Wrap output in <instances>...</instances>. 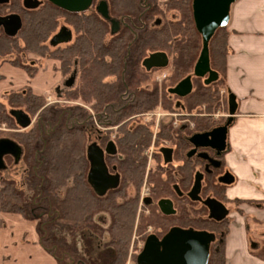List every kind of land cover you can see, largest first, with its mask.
<instances>
[{
	"label": "trees",
	"instance_id": "obj_1",
	"mask_svg": "<svg viewBox=\"0 0 264 264\" xmlns=\"http://www.w3.org/2000/svg\"><path fill=\"white\" fill-rule=\"evenodd\" d=\"M105 1L112 15L130 19L129 28L142 27L145 22V27L136 30L135 40L131 29H125L123 33L127 36H119V42L112 37L106 42L108 25L93 7L85 12L69 13L44 0L37 9H21L23 26L16 37H0V55L16 50L58 60L62 76L71 71L77 60L78 85L66 91L64 99L92 103L95 113L106 108L110 116L109 122L105 124H118L132 114L154 109L159 101L157 90L140 89L134 104L120 109V94L125 89L121 76L123 74L127 82L134 73L128 59L124 70L125 60L122 57L127 53V42L133 40L135 51L145 45L150 50L161 49L172 54L171 78L174 84L192 73L201 50V36L194 25L192 0H164V10H176L181 18L177 22H167L157 27H153L152 20L155 15L162 14L159 0ZM14 2L18 4V0ZM60 20L72 28L74 41L66 46L50 47L46 42L58 28ZM228 34L225 26L218 28L211 37L208 43L209 62L218 78L210 84H203L200 78H192L193 91L182 99L187 111L203 105L207 113H214L221 104L225 105L226 101L220 99L219 91L221 88L227 90L226 60L230 53ZM19 42L23 43L22 48ZM14 64L25 69L30 77L37 71V68L26 64ZM109 77L116 79L108 80ZM3 98L9 108L24 109L30 116L39 113L40 126L30 131L19 130L14 134L13 139L23 148L24 184L28 192L19 191L12 181L0 179V212L16 213L27 220H35L39 244L57 264H126L145 166L143 151L151 138L150 126L139 124L131 131L126 124L119 128L118 147L124 156L123 181L125 184L134 182L137 192H133L132 196L118 191L97 196L86 182L85 145L88 134L84 125L91 124V116L83 113L82 108L45 106V97L33 94L28 88L6 93ZM163 105L167 110L173 108V102L166 98L163 99ZM8 111L0 100V124L15 128L17 125ZM219 122L221 120L208 117L196 118V130H206ZM51 127L54 130L48 133L47 128ZM162 140L170 141L175 147L177 159L182 162L179 171L183 183L188 184L192 165L184 158L187 143L177 131L167 127L158 134L157 142ZM69 179L72 180L71 185H67ZM210 187L212 194L221 202L228 201L221 187ZM124 195L121 202L117 201L119 196ZM243 202L252 204L239 199L234 201L237 206ZM257 205L264 208V202ZM100 211L107 212L110 217L109 225L103 230L94 221V216ZM206 214V208L202 205L201 208L196 203L189 207L183 206L179 214L166 217L163 233L173 225L208 231L215 239L210 245L207 264H226L225 238L229 233L230 219L225 217L221 221H214ZM251 221L264 224L254 217ZM146 225H141L139 231ZM103 232L108 237L99 248L96 234ZM261 235L264 236V231ZM68 236L72 239L70 244ZM77 237L80 238L78 245ZM261 242L264 259V237ZM132 264H136L135 256Z\"/></svg>",
	"mask_w": 264,
	"mask_h": 264
},
{
	"label": "flooded vegetation",
	"instance_id": "obj_2",
	"mask_svg": "<svg viewBox=\"0 0 264 264\" xmlns=\"http://www.w3.org/2000/svg\"><path fill=\"white\" fill-rule=\"evenodd\" d=\"M38 1L41 2V4L38 6L40 7L44 0H38ZM95 4L94 6L92 5L94 11H95ZM37 8H34V9H37ZM21 9L34 10V9L25 8L23 5V0H18V4L15 3L14 0H9L7 3L0 4V17L17 15L20 17V20H21V27L17 30V32L13 36L7 35L3 27L0 26V37L18 36L23 26ZM95 13L97 14L96 11ZM109 14H110V17L114 20L115 32L113 33L111 32L112 25L108 23L107 21L103 20L98 14L97 15L103 21H105L107 25L109 26V35L112 36V38L115 39L116 42L117 41L119 42V36H127V35H124L123 30L131 29L129 28L131 24L130 19L127 17L119 18L118 16L112 15L110 11H109ZM161 24H162V20L160 18L155 19L152 23L153 27L160 26ZM144 25H145V22L142 23V27ZM58 26H59L58 29L50 36L48 43L50 39L53 37V35L56 34L61 27H66L68 29L70 39L66 42H60L56 45L54 44L51 45L50 43L49 45L51 47H60V46H66V45L73 43L75 34L72 28L66 23H62ZM142 27H136L135 29L134 26H132L131 32L133 36L135 35L136 30ZM7 30L11 31L12 25H9ZM66 37L67 36H60V38L58 37V39H61V38L64 39ZM136 38L137 36H134L133 40H135ZM132 41L129 40V42H127L128 43L127 53L123 54L122 58L123 60H125L124 70L126 69V60L128 59L131 65L130 69L134 70V73L132 74L130 79L127 80V82L123 74L121 76V81L125 89L120 94V99H119L120 104H121L120 109L124 110L128 106L133 105L134 104L133 101L135 100L137 96V92L140 89L157 90V94L159 98L157 106L154 109L146 111V112L132 114L127 119L121 121L118 124H105V122H109L108 117L110 116V114L107 112L106 108H103L100 112L95 113V124H96L95 130L90 128L91 124L88 126L84 125V129L86 130L88 134L86 141H89L85 145V157L87 160L86 182L88 186L90 187V189L92 190V192L95 193V191L93 190V188L90 186V184L87 181V174H88L89 166H90L88 158H87V148L90 145L95 144L102 150L103 159H104V163L107 168L108 174L118 176L117 186L114 188L107 189L104 195H106L108 192H116V191L118 192H137L138 190L136 189V185L134 184V182L129 181L127 184H125L123 181L124 179L123 170L124 169L122 168L123 167L122 162L124 161V156L121 154V152L119 151V147H118V139L120 136L119 128L123 124H126L127 128L131 131L135 129V127L139 124H148L151 129L150 142L148 146L145 148V150L143 151V157L145 158V166H144V170L142 174V183H141L140 189L138 190L139 192L138 193V204H137V210H136L133 236L131 237V242H130L129 251H128V260H130L129 258L130 253L131 255L132 254L136 255V253L138 255V253L141 251L143 247L146 237L149 236L150 234H154L158 238H161L170 228L181 227L179 225H173L163 233V228H165L166 217L179 214L183 206L189 207L192 205V203H196L197 205L201 204L202 206H204L202 201L207 197L215 198L218 201H220L218 198H216L212 194L213 190L210 186H218L222 188V192H224V195L226 199L228 200L226 203L222 202L224 205L225 204L226 205L235 204L234 201L238 200V199H230L227 197V194H226L228 186L234 181V176L226 163L225 157L229 152L228 133H229L230 127L232 126L234 122L235 115L233 116V121L227 130L225 150L221 152L220 154L217 155L216 151L211 149L210 147H195L189 141V139L194 134L211 131L215 127L223 125L227 121V119L229 118L228 97L224 105L227 112L224 114L225 118L223 120L221 119L222 123L219 122L218 124L213 125L212 127L206 130H203V131L196 130V126H195L196 118L208 117V118L214 119V113H207L203 105L201 107H196L192 109L191 111H187L185 109L182 99H184V97H186L193 91L192 78L195 76H193L192 73L189 74L191 75V83H192V89L190 93H188L187 95L183 97L170 93L168 90L176 86L179 83V81L172 84V78H171L172 77L171 73L173 74L172 65H171L172 68H171L170 74H168L167 72H164L166 68H168V64L170 62V59H169L170 57L168 54L169 52H167L166 50H161V49L160 50H150L149 47L148 46L146 47L145 45L141 47L139 50L135 51L133 50L134 45L132 44ZM157 52H162L167 56V59H168L167 65L162 68L160 67L147 68L144 65V60L147 59L151 54L157 53ZM77 69H78V63H77V60H75V62L73 63L72 69H71V73L67 77L63 78L60 72V77L61 79H63L62 83L65 88L73 89V86L76 83V80L78 78ZM155 72H159L156 75V77L151 76V74ZM144 74H147V75H144ZM70 78H72V82L69 86H67L66 82H68ZM113 78H111V80ZM115 79L116 78H114V80ZM200 79L202 80L204 84V78H200ZM167 82H169V85L165 86ZM55 94H56V97H54L53 99L54 103L58 102L57 97L64 95L62 94L60 88L57 89V92ZM165 98L173 102V108L171 110H167L164 108L163 99ZM18 109H21V108H18ZM158 110H162L164 112L160 113ZM118 111H116L115 113H117ZM31 123H32V119H31ZM36 126L37 127L40 126V121L36 123ZM29 127L30 126H28L27 128ZM164 127L171 128V130L173 131H177L182 136L184 141L187 143V147L184 152V158L188 160L190 164L192 165L190 181L188 184L183 183V178L181 176V172L179 171V168L182 165V162L179 159H177L175 147L168 140H162L161 142H157L158 134L161 131V129ZM153 128L157 130L154 135L152 132ZM113 129H115L114 130L115 133L113 132ZM21 130H24V129H21ZM53 130L54 128L52 127L47 128L48 133ZM14 141L20 146L22 150V154H23L22 145L16 140ZM151 147L154 148V150L152 149L150 151ZM107 148H110L112 152H108ZM163 148H169L172 151L171 160L169 162H166L164 159V156L161 152V149ZM22 154H21L20 159L16 163L14 162V159L11 156L9 155L5 156L4 161H5L6 167L2 171L7 169L8 163L10 162L13 163V165H17L22 160ZM199 173L202 175V178L200 181V188L197 192H199L198 196L200 197L201 200H195L189 196V192H195L193 190V186L195 183V179L199 175ZM133 194H131L130 196H132ZM126 196H128V193H126ZM124 197L125 195L122 197L119 196L117 198V201L121 202L124 199ZM162 199H168L172 202V208L174 209V212L172 214H165L161 210L158 203ZM226 208L228 210V214L226 217L229 218L231 217L230 216L231 211L229 210L228 207ZM234 208L239 209V205L238 206L234 205ZM206 211H207L206 215L208 217L207 208H206ZM235 212L239 213L238 210H236ZM104 214L106 218L103 217ZM231 221L232 220L230 219V223ZM109 222H110V217L107 214V212L100 211L97 213L96 223L98 224L99 227H101L102 229H105L109 225ZM145 224L147 225L144 227V229L139 231L140 226L141 225L144 226ZM134 234L135 235L137 234V235L135 236ZM96 243H97V247L101 248L102 245L104 244V241L99 243V241L96 239ZM137 255L135 256V262H136Z\"/></svg>",
	"mask_w": 264,
	"mask_h": 264
},
{
	"label": "crops",
	"instance_id": "obj_3",
	"mask_svg": "<svg viewBox=\"0 0 264 264\" xmlns=\"http://www.w3.org/2000/svg\"><path fill=\"white\" fill-rule=\"evenodd\" d=\"M230 53L226 60V89L236 100L235 117L228 133L226 163L234 181L226 194L243 203L245 214L231 212L225 238L226 264H264L260 246L251 238V217L264 222V0H236L227 24ZM30 65L34 66L32 62ZM58 63L47 60L33 76L0 60V100L6 93L28 88L47 97L60 88ZM228 97V95H227ZM237 111L239 114H237ZM255 230V229H254ZM259 231V230H255ZM256 246L252 247L251 243ZM0 264H57L39 244L36 223L16 213L0 214Z\"/></svg>",
	"mask_w": 264,
	"mask_h": 264
},
{
	"label": "water",
	"instance_id": "obj_4",
	"mask_svg": "<svg viewBox=\"0 0 264 264\" xmlns=\"http://www.w3.org/2000/svg\"><path fill=\"white\" fill-rule=\"evenodd\" d=\"M9 0H0V4L7 3ZM51 4L71 13H81L90 9L94 0H48ZM236 0H192V17L195 28L201 36V50L194 64L192 75L204 78V84H210L218 78V74L211 69L209 62L208 43L218 28L227 26L230 17L231 5ZM41 4L38 0H23V5L27 9L37 8ZM95 11L105 21L112 25L111 32H115L114 20L110 17L109 7L105 0H98L95 4ZM12 25V30L7 28ZM0 26L3 27L9 36L15 35L21 27L20 17L10 15L0 17ZM60 36H67L60 38ZM70 39L69 31L66 27H61L56 34L50 39L49 43L56 45L60 42H66ZM168 63L167 56L162 52L151 54L144 60V65L150 67H165ZM72 78L66 85L69 86ZM192 89L191 75L183 78L179 83L170 88L168 91L178 96H185ZM235 96L228 94V112L227 121L211 131L194 134L189 141L195 147H210L220 154L225 150L227 130L233 121L236 111ZM9 115L14 119L16 125L21 129H26L31 124L30 116L22 109L12 108L8 111ZM108 152H112L107 148ZM161 152L166 162L171 160V149L163 148ZM22 154L20 146L12 139L7 137L0 138V171L5 169L6 164L4 157L9 155L18 162ZM87 158L89 161V171L87 181L98 196H103L107 189L114 188L118 184V176L108 174L103 159L102 150L95 144L87 148ZM202 175L195 179L193 190L189 192V196L195 200H201L199 192L200 181ZM203 205L208 210V217L215 221L223 220L228 210L226 206L215 198L207 197L203 201ZM159 206L165 214H172V202L168 199L159 201ZM215 236L205 230H196L193 228H170L161 238L154 234L146 237L141 251L136 257L137 264H207L209 258V249ZM252 247L256 244L252 243Z\"/></svg>",
	"mask_w": 264,
	"mask_h": 264
},
{
	"label": "rangeland",
	"instance_id": "obj_5",
	"mask_svg": "<svg viewBox=\"0 0 264 264\" xmlns=\"http://www.w3.org/2000/svg\"><path fill=\"white\" fill-rule=\"evenodd\" d=\"M97 1L98 0H96L94 2V4ZM159 3L161 4V7H162V9H161L162 10L161 11L162 14L160 15V13H159V14L155 15L153 17V20L152 21H154L157 18H160L162 20V24L164 25L167 22H177L181 18L180 13L178 11H176V10H164L165 9L164 6H163L164 0H159ZM94 4H93V6H94ZM62 23H64V21L63 20H60L59 21V25L62 24ZM108 31H109V26H108ZM111 37L112 36H110L108 34L107 36H105V41L108 42L109 40H111ZM176 38H179V37H176ZM46 44H49V43L46 42ZM19 45L22 48L23 43L22 42H19ZM168 54H169V57H170L169 58L170 59V62L168 64V68H166V70L164 72H167L168 74H170V71H171V68H172L171 65H172V59H173L172 57H173V55L170 54V53H168ZM0 60L8 61V62H10L12 64H14V62H18V63H21V64H26L28 66L37 68V70L40 69L47 60H54V61H56L58 63L59 71H60V64H59V61L58 60L51 59V58H47V57H39V56H37L35 54H32L30 52H24V51L23 52H18L16 50L15 51H11L9 53L0 55ZM32 62L34 63V66L33 65H30ZM70 73H71V71L67 75L63 76V78L67 77ZM158 73L159 72L152 73L151 76L156 77V75ZM144 75H147V74H144ZM171 76H172V73H171ZM111 78H113V77H109L108 80H111ZM62 82H63V79H62V81H60V86H59L60 89H61L62 94H64L66 91L72 90V89L65 88ZM77 85H78V78L76 80V83L73 86V89ZM168 85H169V82H167L165 84V86H168ZM21 90H24V89H21ZM227 93H228L227 90H225L224 88H221L220 91H219L220 99L224 98L225 101H226L227 100V95H228ZM54 97H56V94L53 93V92L50 95H48L47 97H45V104L44 105L45 106H48V107L53 106V105H57V106H63V107H66V108L67 107L68 108L69 107L70 108H75V107L76 108H82V110L84 111L83 113H86L87 115H90L91 116V125H90V128H92L93 130H95V128H96V124H95V111L92 108V105H91L92 103H86V102H83V101H81L79 99H77V100H66V99H64V97L62 95L60 97H57L58 102L54 103V101H53ZM1 101H3L5 103L6 109L9 110L10 108L8 107V105L6 103V100H4V98H3ZM23 111H24V109H23ZM158 111L160 113H163L164 112L162 110H158ZM226 112L227 111H226L225 106L221 104V106L218 108V110H216L214 112V119L216 121L221 120V119L223 120L225 118L224 117V114ZM237 114H239L238 111H237ZM39 117H40L39 116V113H36L35 115L30 116V118L32 119V123H31V125H30L29 128L24 129V130H21L18 127L12 128V127L8 126L5 123L0 124V138L1 137H7V138H10V139H13L14 138V134L16 133V131H19V130H21V131H30L31 129L36 128V123L39 121ZM234 119H236L238 121V117H235ZM222 120H221L220 123H222ZM114 130L115 129H113V132H114ZM156 131L157 130L155 128H153V131H152L153 132V135L156 133ZM88 142L89 141H86V144ZM152 149L154 150V148L151 147L150 148V151ZM23 169H24V163L22 162V160L17 165H13V163L10 162V163H8V167H7L6 170L0 171V179H2L4 181H12V182L15 183V185H16V187H17V189L19 191L28 192L27 191V187L24 184ZM71 184H72V180L69 179L67 181V185H71ZM126 193H128V196H130L131 194H133V192H126ZM243 203L254 206L253 204H250V203H246V202H243ZM243 203H241L239 205H242ZM234 205L235 204H228V205H226V207H228L231 212H235L237 209L234 208ZM197 207L201 208V204H198ZM1 213H3V212H0V214ZM239 214H241V215H248V214H245L243 210H240ZM103 217H105V214L103 215ZM249 217H248V220L250 222L251 220H250ZM229 219H231V217H229ZM31 221H34L36 223L35 220H31ZM94 221L95 222L97 221V214L94 216ZM250 224L253 227V230H252L253 232H251V238L258 242V243H256L257 244L256 248H258L260 246L259 241H262V239L264 237V236L261 235L262 232L264 231V224L259 225V224H256L254 222H250ZM97 227L100 228V229H102L101 227L98 226V224H97ZM254 229L255 230H259V231H256L255 232ZM97 234H96V239L99 241V243L102 242V241H106L107 240V237L108 236L104 232L102 234H100V233H97ZM132 236H133V233H132ZM217 238L218 237L216 236V240H217ZM67 240H68V244H70L71 241H72V239H71L70 236L67 237ZM79 243H80V238L77 237L76 238V244L78 245ZM81 253H82V251H81ZM136 255H137V253H136ZM136 255L135 254H132L131 255V253H130L129 254L130 260H128V258H127L126 264H132V258H133V256H136Z\"/></svg>",
	"mask_w": 264,
	"mask_h": 264
}]
</instances>
